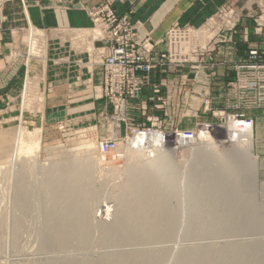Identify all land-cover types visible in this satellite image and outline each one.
Wrapping results in <instances>:
<instances>
[{
    "label": "rangeland",
    "instance_id": "obj_1",
    "mask_svg": "<svg viewBox=\"0 0 264 264\" xmlns=\"http://www.w3.org/2000/svg\"><path fill=\"white\" fill-rule=\"evenodd\" d=\"M104 1L102 0L99 4ZM1 13L0 11V22H2ZM91 20L92 26L84 31H44L32 25L11 31L21 48L16 47L9 55L13 63L12 76L15 80L12 82L10 79L4 80L0 77V264H34V262L42 263L50 259H54L55 262H63L64 259H96L103 253L128 254L138 251L157 252L166 249L170 251L172 259L177 252L189 247L204 245L227 248L230 244L238 242L244 244L263 242L264 229L261 228L260 230L232 228L214 234L212 232L185 231L191 227L189 221L195 219L191 215V211L194 212V209L188 205H191L195 199L188 200L186 197L194 194V197L208 196L213 186L214 188L222 187L223 185L219 186L218 183L209 184L222 179V176H217L218 180L214 173L234 171L236 176L234 175L232 180L243 182L242 189L235 195L238 198L250 196L254 200V204L256 203L254 206L259 210L264 205V119H260L261 112H264V0H235L234 3L224 2L215 14L208 17L201 25L175 24L183 27L201 28L207 38V45L201 50L199 56H195L191 63L182 68L170 70L167 65L163 67L167 73L153 71L150 79L152 83H159L161 92L158 96L155 95L156 100L151 101L145 115H142L140 111H132V115L136 119L137 130H146L147 132L151 130L152 133L154 130V133L164 134V141H159L160 146H157L170 152L168 157L174 163V167H172L173 169L171 167L166 170L162 169L173 175L170 174L171 177L167 176L168 178L163 177L160 181H163L162 179L172 180V178L174 180L177 177L174 180L176 181L174 187L175 189L182 188L178 192L179 194H173L170 199V203L173 205L172 209L176 206L178 210H174L179 212L178 223L175 227L176 229L180 227V230L164 234L163 238L152 241L135 240L127 243L107 241L102 243L101 240L98 241L102 232L96 229L97 234L95 231V233H91L93 240L91 247H79L75 241H72L71 244L69 242L64 247L55 248L45 245L43 247V241L46 244L45 238L50 235L53 237L61 235L59 231L53 230L55 235L51 231H46L52 220V225L56 220L55 216L50 219L47 215V211L53 204L46 197L48 188L45 186L46 181L50 179L48 178L49 173L50 175L55 174L65 168L68 163L73 165L75 161L77 162L72 168L84 170L89 155L93 154L98 159L101 157L102 160L100 158L97 169L103 173H99L100 170L97 171L94 168L93 170L92 168L86 169V176H88L84 177L86 182L78 186L79 188L96 187L95 199L93 198L91 201L93 202L91 209L95 210V215L93 214L94 217H92L95 218L94 224L97 221L101 225L114 222L115 215L120 209L118 206L122 204L118 196L121 188L129 179V173L132 170H138L137 165H139V169L140 166L144 167L142 163L135 162L136 160L132 158L135 153L129 148V144L135 134L132 133L131 125L122 126L119 131L120 138L117 148L105 153L101 149L100 143L111 135L113 123L110 117L111 108L106 101L104 108H99L98 102L102 98L98 96L99 84H94L93 75L86 79H76V84H74V78L80 76L79 73L71 71V74L67 75V70L62 71L58 75H53L55 76L53 77L55 85L59 83L60 86L58 89H52L51 79L49 75L45 76L43 71L46 67L49 70L51 66L52 43L60 42L63 35H70L72 38L68 37L76 43L87 42L85 49L90 52L95 51L96 56L99 54L98 60H92V64L101 65L103 56L100 48L102 45L95 41L96 32L92 17ZM167 33L163 39L155 42L149 35L142 38L137 32L140 38L149 43L163 44V48ZM228 39H230L229 42H227ZM227 43L232 45L228 50ZM158 45L155 46L156 53L163 49L158 48ZM76 49L81 51L82 46ZM34 56L38 58V62L31 59ZM228 57L229 59H227ZM30 62L39 63L37 65H40V73L38 75L28 71L26 72L27 77L28 75L31 77L25 79L23 69L25 63L28 65ZM220 70L224 71V78L217 80ZM68 81L75 87H77V83L80 86L67 88L64 85ZM9 83H13L10 88L8 87ZM151 96H153V84L150 83L144 87L143 98ZM231 119L248 120L247 122L252 124L250 129L254 147L250 153H244L238 138L231 139L229 137V133L232 131ZM25 130L41 131L39 132L41 133L39 134L41 148L35 154L19 156L17 141L19 135ZM200 130L209 132L212 139L197 138L199 137L197 133ZM210 156L213 158L211 159ZM66 157L68 158L65 159ZM169 159L167 158V161L170 163ZM217 161L219 162L217 163ZM69 164L68 166H72ZM133 164H136L135 167ZM133 167L134 169H132ZM195 167L197 168L195 169ZM50 168L58 171L53 170V172ZM90 171L94 175L89 173ZM237 172H241L240 176L237 175ZM101 173L103 175H100ZM19 174L22 176L20 177ZM96 175L100 177L98 178ZM26 182L27 184H25ZM20 183L24 185L29 197L28 210L23 213L20 211L22 214L17 212L19 209L16 208L20 201L17 200V196L20 195L18 190ZM192 183L194 185H191ZM163 184L159 185L162 187L167 185ZM170 186L173 188V185ZM151 187L154 188V185ZM202 187L204 189L207 187L209 192L207 189V191L205 190L207 193L202 192ZM210 195L213 194L210 193ZM184 198L187 201L183 200ZM251 199L248 198V201ZM206 201L211 200L207 199ZM244 203L248 205V202L241 200L237 210L248 211L251 209L246 208ZM183 205L185 206L183 207ZM188 208L192 210L190 211ZM220 209L223 210V207ZM188 211L190 212L188 213ZM212 219L217 220L219 217ZM49 220L50 223H48ZM98 224L96 223V225ZM181 230L182 232H180ZM96 236L98 238H95Z\"/></svg>",
    "mask_w": 264,
    "mask_h": 264
},
{
    "label": "bare ground",
    "instance_id": "obj_2",
    "mask_svg": "<svg viewBox=\"0 0 264 264\" xmlns=\"http://www.w3.org/2000/svg\"><path fill=\"white\" fill-rule=\"evenodd\" d=\"M247 121L246 120L239 121L237 119H231L230 123H232L231 124L232 131L229 133V137H231V139H237L238 138L240 140V144H241L240 146L242 147L245 154L250 153V151L254 147L253 143H252V133H251V129H250L252 124L248 123ZM39 130H41V129H39ZM39 130H34V131H26L25 130L24 132H22L19 135L18 141H17L18 142L17 154L19 156L22 154L32 155V154H35L38 152V150L41 148V138L39 135V134H41V133H39L41 131H39ZM247 131H248V133H247ZM153 133H154V130H153ZM246 133H247V135H246ZM197 135L199 136V137H197L199 139L211 138L209 132H206L203 130H200L197 133ZM211 139H209V140H211ZM192 141H193V139H192ZM195 141H197V140H195ZM130 143L131 144H129V146H130L129 148L132 149L135 153L134 156L132 157L133 160H136L135 162L142 163L144 165V167L140 166L141 168L139 169L138 168L139 165H137L136 168L138 170H132L135 167L134 165H136V164H133L134 167L131 169L132 172L129 173V176L127 175L129 177V179L127 180V183L124 184V187L121 188L119 196H118V199L120 200V202L122 204H120V206H118V207H120V209L115 215L116 219L114 220V222L112 221L113 223H110V224H108L107 221H106L107 224H101V225H99L100 223L98 224L97 221H96V223L98 225H96V223L94 224V222H93V220L95 219V218L93 219V217H94L93 214H94L95 210L93 211L91 209V205H92L91 203H93L91 201L93 200V198L95 199L94 194H96V192H95L96 187H94V186H93L94 188H92V187L79 188L78 187L81 184L83 185L86 182V181H84V177L87 175L85 172L86 169L92 168V170H93V168H94V170H95L98 168L97 164L100 163L99 162V160L101 158L100 156H99L100 158L98 159L96 156H93V154L89 155L88 159H87L88 161L86 163V167L84 168V170H82L81 167H80L81 170L80 169L77 170V169H75V167H74V169L72 168L73 165L77 161H75V163L73 165L68 163L69 165H72V166H68V164H67L65 168H62L63 170L62 169L59 170L60 172L58 170H56L57 169L56 166H55L56 169L50 168V170L52 169V171L56 170L58 172H55V174L52 173L51 175L49 173L50 176L48 175V178H50L51 180L48 179L46 181L45 187L48 188V196H46V197H47V200L53 202L52 207L49 208V210L47 211V215L49 216L50 219H51V217L54 218V216H55L56 220L54 219L55 221H54L53 225L51 224L53 222V220L51 223L49 220L48 223H50V225L48 223H46L49 225V228L47 227L48 230L46 229V231H51V232L53 230L59 231V233H61V235L56 236L52 232L55 235L53 237L49 233L50 237H47L49 235L46 236L47 238L44 237L46 240L45 241L46 244H44V241H43V247H45V246H54L55 248L64 247L69 242L71 244L72 241H75L79 247L80 246H82L83 248L87 247V246L91 247V245H93L91 233L94 232L96 229H99L100 232H102V236L100 237V239H98V241L101 240L102 243L107 242V241H121V242H126V243L132 242L135 240H139V241L140 240H144V241L151 240L152 241L155 239L163 238L164 234H171V233L178 231V229L180 230V227L177 226L178 229H176V227H175L176 223H178L177 216L179 217V212L174 210V209H177L176 206L174 209H172L173 205H172V203H170V199L172 198L173 194L180 192L182 190V188L179 187L180 189H177V188L175 189V187H174V185L176 184V181H174V180L177 177L174 178V180L172 178V180L162 179L163 181H160L161 178L170 176V174H172L171 172L167 173V171H165L166 168L168 169V167H171V169H173L172 167H174V163L168 157L170 152H168L167 149H164L162 147L157 146V145L160 146V144H159L160 142H159V138H157V135H154V134L153 135L152 134L146 135V133L145 134L144 133L143 134L137 133L134 135L133 138H131ZM197 144H198V142H197ZM93 145H94V143H93ZM203 147H205V146H203ZM201 149L203 150L204 148H201ZM208 151H210V150H208ZM205 152H207V151H205ZM91 153H92V151H91ZM201 154H203V153L201 152ZM67 158L68 157H66L65 159H67ZM167 158L170 160V163L167 161ZM210 158H211V156H210ZM76 160H78V159H76ZM101 160H102V158H101ZM201 161H202V159H201ZM223 161H225V160H223ZM210 162H212V161H210ZM218 162L219 161H217V163ZM220 163H222V162H220ZM56 164H57V162H56ZM206 164H205V166H206ZM52 166H54V165H52ZM59 166H62V165H59ZM199 166H201V165H199ZM227 166H228V162H227ZM2 167H4V166H2ZM23 167H24V165H23ZM163 167H165V168H163ZM175 168H176V165H175ZM196 168L197 167H195V169ZM227 168H230V167H227ZM0 169H1V167H0ZM31 169H32V167H31ZM58 169H59V167H58ZM162 169H165V170H162ZM223 169H224V167H223ZM233 169H234V167H233ZM47 170H49V169H47ZM98 170H100V169H97V171ZM208 170H210V169H208ZM231 170H232V168H231ZM91 171L89 173H91ZM129 171H130V169H129ZM27 172H28V170H27ZM100 172L103 173V171H101V170L99 171V173ZM238 172H237V175L240 176L239 174L241 172L240 173H238ZM102 173L100 175H103ZM218 174L214 173V175H216V178H217V176H222L221 177L222 179L220 178L221 180L219 182L215 181V182H210L209 184L218 183L219 186L220 185L221 186L223 185V186L219 187V188L218 187L214 188V186H213V189H211V191H210V193H212L213 195H210V193H209L210 196L208 194H206L209 197L208 196H201V197L195 196L194 197V195H195L194 194L193 196L191 195V196L186 197V199H188V200L195 199L194 202L192 201L193 203L191 205L188 204L190 207H193L192 209H194V212H193V211H191L192 209L190 210L188 208L192 212L191 213L192 217H194L195 219L189 221L191 227H189V229H186L185 231L186 232L191 231L192 233L193 232H197V233L198 232L199 233L200 232H202V233L212 232L214 234V233H218V232H221L223 230L226 231V229L228 230V229H232V228L236 229V230H245V229H249V228L258 229V230H260V228L264 229V205L262 206V208H261L262 210L260 209L261 210L260 211L257 207L254 206L256 203L254 204V200H252L250 196L238 198L235 195V194H237V192H239V190L242 189V186H243L242 183L243 182L241 183V182L232 180L234 175L236 176L234 171H231V172H225L224 171V173L218 172ZM92 175H94V174H92ZM19 176H20V174H19ZM21 176H22V174H21ZM212 176H211V178H212ZM86 177H88V176H86ZM97 177L99 178L100 176H97ZM23 178H22V180H23ZM90 179H91V177H90ZM217 179L219 180V178H217ZM91 182H93V181H91ZM161 183H164V184L166 183L167 185L165 187L164 186L162 187L159 185ZM179 183H180V181H179ZM25 184H27V182ZM153 185H154V188L151 187ZM170 185H173V188ZM191 185H194V184L192 183ZM177 186H179V185H177ZM43 188H44V185H43ZM206 189H207V187H206ZM206 189H204L202 187L201 191L204 192ZM18 190H19L20 195L17 196V200L19 199L20 201L19 202L17 201L19 204H18V207H16V208L19 209V211H17V212L21 211L23 213L24 211L28 210L29 197L27 196V190L24 188V185H22L21 183H20ZM207 190L209 192V189H207ZM206 191H205V193H207ZM45 192L47 193V190ZM182 193H183V191H182ZM191 193H193V192H191ZM201 195H202V193H201ZM203 195H204V193H203ZM248 198L251 200L248 201ZM207 199L211 200L212 202L206 201ZM183 200H185V198ZM241 200H243V201L245 200L246 203L248 202V205H246L245 203L244 204L246 205V208H249V209L251 208V209L248 211H246L245 209H243V211L237 210L238 205H239L238 203ZM70 201H72L73 203H71ZM122 201H127V202L123 203ZM185 201H187V200H185ZM183 204H185V203H183ZM49 206H50V204H49ZM184 206L185 205H183V207ZM220 207H223V210H221V209L219 210ZM243 207H245V206H243ZM92 211H93V213H92ZM190 211H188V213ZM180 214H182V213H180ZM188 216H190V214H188ZM214 217H219V219H217V220L212 219ZM200 218H201V220H200ZM20 220H21V218H20ZM179 221L181 222L182 220H179ZM102 223H104V222H102ZM182 224H183V222H182ZM187 226H189V224H187ZM185 228H183V229H185ZM180 232H182V230ZM97 233L98 232H96L95 234H97ZM140 233L142 235H139ZM92 235L95 236L94 234H92ZM167 236H165V237H167ZM169 237L172 238V236H170V235H169ZM95 238H98V237L96 236ZM96 242H97V240H96ZM99 244H101V243H99ZM95 245H97V244L95 243ZM190 246H192V245H190ZM185 248H187V247H185ZM168 251L166 249V250L157 251V252L156 251H138L136 253L134 252V253H128V254L127 253H123V254L103 253L96 259H89V258L88 259L87 258L86 259L81 258L82 260L64 259V260H62L63 262H55L54 259L53 260L50 259V260L44 261L42 263H35L34 262V264H164V263H166V264H264V241L263 242L261 241L260 243L257 242V243H247V244L238 242V243L230 244L227 248H225V246H220L219 248H216V247H210V246L207 247L204 245H202L200 247L196 246L193 248L189 247L187 249L180 250V252H177L175 257L172 259L170 256V251L169 252Z\"/></svg>",
    "mask_w": 264,
    "mask_h": 264
},
{
    "label": "crops",
    "instance_id": "obj_3",
    "mask_svg": "<svg viewBox=\"0 0 264 264\" xmlns=\"http://www.w3.org/2000/svg\"><path fill=\"white\" fill-rule=\"evenodd\" d=\"M101 1L102 0H0V11L2 12V22H0V77L4 80L10 79L12 82L15 80L12 76L13 63L9 55L16 47L18 48L19 46L21 48V45L14 39L11 31L19 27H27V25H32L44 31L88 30L92 26L89 9L92 6L98 5ZM234 1L235 0H114V7L119 13L128 14L131 24L140 37L145 38L149 35L152 41L157 42L163 39L170 28L176 23L196 26L201 25L208 17L215 14L217 9H219L224 2L234 3ZM68 36L72 38L70 35H63L60 42L56 41L51 45V66L49 70L48 67L43 70L46 74L45 76L49 75L51 79V88L58 89L60 86L59 83L55 85L53 79L55 76L53 75H58L60 72H65L66 70L68 71L67 75L71 74V71L79 73L80 76L74 78V84H76V79L90 78L91 75L94 77V84H100L103 73L102 65L96 63L92 64V60H98L99 54L96 56L94 54L95 51L90 52L85 49L86 44H88L87 42L76 43V41L71 40ZM229 41L230 39L227 40V42ZM230 44L231 43H227V50L229 46H232ZM81 46V51L76 49ZM158 48H163V44H159ZM218 56L220 55L218 54ZM233 58L235 57L233 56ZM31 59L38 60V58L35 57ZM227 59H229V57ZM37 64L39 63L30 62L28 65L25 63V68L23 69L25 71V79L31 77L30 75L27 77L26 72L28 71L32 74L40 73V65ZM223 75V70L218 71L216 79H223ZM12 86L13 83H9L8 87L10 88ZM64 86L67 88L75 87V85H71L69 81ZM79 86L77 83V87ZM104 102V99L98 102L99 108H104ZM261 114L260 119H264V112H261Z\"/></svg>",
    "mask_w": 264,
    "mask_h": 264
},
{
    "label": "built area",
    "instance_id": "obj_4",
    "mask_svg": "<svg viewBox=\"0 0 264 264\" xmlns=\"http://www.w3.org/2000/svg\"><path fill=\"white\" fill-rule=\"evenodd\" d=\"M89 14L95 26V41L102 45L103 73L97 93L111 108L113 123L111 135L100 143L105 153L117 148L123 125H131L133 134L153 135L151 130V133L137 130L132 115V111L145 115L151 101L156 100L155 95L161 92L159 83H152L151 73L155 70L167 73L164 66L175 70L191 63L206 47L207 38L201 28L175 25L167 33L164 48L156 53L155 46L159 43L140 38L128 14L119 13L114 7V0H105L90 8ZM150 83L154 97L143 98L144 87ZM154 135L164 141V134L155 132Z\"/></svg>",
    "mask_w": 264,
    "mask_h": 264
}]
</instances>
